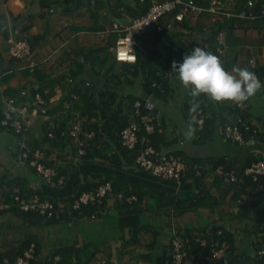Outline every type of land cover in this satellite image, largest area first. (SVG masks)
Instances as JSON below:
<instances>
[{
    "label": "crops",
    "instance_id": "obj_1",
    "mask_svg": "<svg viewBox=\"0 0 264 264\" xmlns=\"http://www.w3.org/2000/svg\"><path fill=\"white\" fill-rule=\"evenodd\" d=\"M109 2L110 0H104L102 3L92 4L87 0H49L46 4L44 0H0L2 126L7 114L17 113L14 107L25 103V97L24 100H19L22 98L21 91L31 88L32 82L36 80L34 75L21 69L22 60L9 54L8 38L25 39L30 44L34 58L40 63L37 70L42 74L50 79L63 77L54 88L56 97L53 100L64 99L67 89L72 87L69 78L75 74L79 78L83 77L84 81L90 80L89 71L91 70V75L94 72L90 65L91 59L95 60L99 54L104 56L101 50L107 49L111 44L110 38H102L97 33L113 26L115 17L113 7H108ZM50 9L54 11L51 12ZM241 52V62L247 63L250 58H254L258 68L264 67V46H242ZM252 53L255 54L249 56ZM65 75L67 78L64 79ZM97 77L103 81L102 73ZM79 78L74 79L79 81ZM138 82L141 84L139 80ZM122 86L124 93L135 92L141 95L139 98L147 96L143 86L138 83L132 87V83L125 82ZM261 92L264 94V90ZM8 97L15 99L14 107L8 104ZM152 97L154 99L153 93ZM181 97L178 96L180 103ZM156 104L161 109L160 112L165 114L166 122L174 120L169 132L170 144L165 149L182 154L185 160L187 158V170H195L194 176L191 171L185 173L187 175L181 183L156 178L137 165L128 164L116 168L112 165V160L92 157L79 161L78 157L66 153L63 146L54 149L47 161L55 168L76 165L77 169L66 177L63 184L47 183L22 160L21 149L23 145L29 146L35 139L43 138V134L38 132V125L49 117L42 115L37 118V114L30 112L28 106V112L22 116L26 124L24 135H16L6 126L5 129H0V180L3 177L8 182L14 180L15 186L27 182L25 189H31V192L28 190L26 193L16 187L11 195L28 196L37 190L46 198L69 202L75 193L76 183L86 177L96 183L109 178L117 186L123 181V185H128L129 190L136 192L133 194L137 198H142L139 199L140 202H126L129 205H125L110 194L106 200L109 214L98 220H89L84 211L74 220V214L69 209L61 214L57 212V220H41L36 216L31 218L27 214H18L7 200L8 185L0 184V254L17 252L26 240V243H35L38 249L31 264H50L52 260H59L66 250H71L68 257L81 264L91 258L93 252L91 264H103V260L108 261V264H169V222L173 210L176 213L172 221L177 224L183 236L188 229L193 228L197 232V229L212 228L215 225L231 234L236 248L226 255L224 264H244V258L248 254L254 255L250 244L262 233L255 231L256 228L264 226V191L260 192L252 186H246L240 191L237 186L244 182L232 183L226 178L221 179L207 172L205 166L213 167L216 160L227 157V163H233L234 171L239 173L251 157L264 158V143L250 140L247 144L240 145L225 139L222 125L226 122L219 123L215 133L207 141L196 140L195 132L192 138H188L186 133L190 122L182 117V112L178 114L180 120L177 115L172 119L168 116V111L162 109L160 102ZM249 109L252 120L264 126V114L253 107ZM3 131L20 138L15 148ZM215 134L218 136L217 146L211 145ZM164 147L166 146H162ZM198 170L202 172L201 175H197ZM170 199L179 201L178 209L165 204ZM161 204L166 207L161 208ZM113 223L116 225L113 226ZM207 254L206 251L201 257H207ZM151 256L152 260L147 261Z\"/></svg>",
    "mask_w": 264,
    "mask_h": 264
},
{
    "label": "trees",
    "instance_id": "obj_2",
    "mask_svg": "<svg viewBox=\"0 0 264 264\" xmlns=\"http://www.w3.org/2000/svg\"><path fill=\"white\" fill-rule=\"evenodd\" d=\"M44 1L47 4L49 0ZM87 1L89 3L91 2V0ZM246 1L247 0L239 1L238 11L247 8L245 6ZM97 2L102 3L104 2V0H95V4H97ZM134 2L135 5H131L129 0H110L108 7H113L112 13L114 17H120L121 14L125 12L135 16L138 14L145 13L151 5V0H145L143 3H141L140 0H134ZM256 2V7H264V0H256ZM168 21L172 24L173 28L180 25V27H183L184 30L187 31L183 38H178L177 34L172 37L168 35V33L170 32L166 24ZM159 24L161 26H164L162 31H158L155 28L156 24H153L144 33L145 35L148 33L151 34V38H147V45L152 46V48L148 51V55L146 58L141 52H139L138 60L134 64L133 71H126L125 69H123L125 73H119L116 70H113V66L115 64L111 65L110 67H107V63L110 60V56L104 55L100 57L95 55L96 59L94 60L92 58L90 63L92 69L94 70V72H92V75L96 77V75L101 74L100 70L104 69L105 72L102 74L103 81L96 80V78L92 79L90 77V87L84 88L85 82L83 81V77L79 78L77 75L73 74V78H79V81L84 82V86L83 82H79L77 84L78 81H76L75 86L71 87L70 90H68L69 88L67 89L66 87L67 94L64 99H60L58 101L57 99L53 100L56 97L54 88L58 82H61L63 80V77L62 79H50L37 69H35L34 71L25 69L26 73L34 75L39 81L38 83L36 81L32 82V85L37 84L38 87L37 89H32V96L29 97L30 101L32 102V105L30 106V112L36 113L37 118H40V116L42 115H47L49 117V119L40 124V126L38 125V132L42 131L43 138H41L40 140H38L39 138L35 139V141L30 143V147L27 146V148H32L33 150H35L36 148H44L47 153V156H49L50 153H53L54 149H59L61 148V146H63L64 151L67 150L66 153L70 155L73 154V157H78L76 145H74V140L69 134L70 119L76 117L75 113H77L79 115L78 118L83 121L85 132H95V136L93 138H86L85 144L87 155L80 156L78 159L79 161L92 157L103 160H112V165L116 168L128 164L139 166L136 162V159L139 154L142 143H140L136 148L131 149L123 145L120 136V132L130 123V113L132 111L134 100L139 99V97L141 96L135 92H122V84L125 85V82L132 83V87L135 83H138L140 86H143L146 95H151L153 93L156 99L158 98L159 101L161 100L163 102L168 101L175 95L180 97L182 96L180 103V111L183 114L182 117L188 120L190 122L189 124H191V126L195 129V135H197L196 140L207 141L213 135L219 123L231 122L232 119H234L237 115H241L247 121V123L252 126V128L258 127V124H253V120L251 118V111L249 109L251 108V105L246 104V101L244 102L246 106L244 108H239L236 103L230 101H226L223 103L214 102L209 100L206 96L201 95L200 97L196 98V100H198L199 102V108L196 112H192L190 109L192 107L191 102L193 98L190 96L189 90H186L185 88L184 90H181L180 82H173L174 75H176L177 73H173V75L171 76L172 78L169 76L165 77V73L166 71H172L171 64L173 60L177 62H182L185 52L197 46H200L205 51L217 55L222 61L224 68L229 72L232 71L234 67L247 68L249 70L248 63H243L240 61L238 47L249 45L264 46V15L260 16L255 20H246L236 17H225L208 12H203L199 15L196 23L193 24L190 17H186L185 20L180 23L175 20L173 14L166 16L164 15L160 17L158 19L157 25ZM219 32H224L226 34V47L224 53H221L218 50V44L216 42V34ZM166 37L171 40L169 46H165ZM175 45L177 46V49L174 50L172 49V47ZM161 47H163V49L165 50L163 51ZM256 70L257 76L259 78H262L264 76V67H257ZM65 78H67L66 75L64 76V79ZM138 80L141 82V84L138 82ZM154 80H156L162 85L164 89L163 92L152 85V82ZM73 92L78 93L79 98L77 100H72ZM36 93H40L42 95L44 104H34ZM14 95L18 96L17 94ZM19 100H24V98L22 97ZM69 102H71V112H68L69 116L66 117L64 110L66 108V103ZM199 109L202 110L205 116V121L202 129H199L197 123V112ZM160 110L161 109L157 107L154 113H157L158 115L160 113ZM230 114L231 119H228L227 115ZM3 116L4 115L2 111H0V129H5V127L1 125V120ZM165 118V114L160 120L157 118L156 130L153 134L149 136L150 144H152L158 150L161 149L162 146H166L162 148L165 149L170 144V136L168 133L169 121L166 122ZM50 132H53L55 134V138H51L49 136ZM15 134L18 135L17 133ZM243 134L245 139L247 140V143L251 140L252 136L254 140L264 143V126H261L260 131L256 132L255 134H253L251 131H246L245 129H243ZM81 137L85 138V135L82 134ZM23 150L24 148L21 149V154ZM260 159L264 158L262 156L251 157L245 163L243 168H241L240 172H236V174H238V176L240 177L241 175H243L244 170L247 166H250L253 162H256ZM22 160L29 166V168H32L37 174L40 175V177L45 182H47L43 175L38 172L36 167L30 165V158H22ZM45 162L48 166H52L50 161H47V159L45 160ZM227 162H229V159L219 158L214 162L213 166L216 167L219 165H223L227 170H234L233 163L230 164ZM56 169L58 170L59 175H64L66 179V177L69 176L73 171H75L77 167L76 165H64ZM190 171L194 176L195 170L193 172V169L186 170L185 173H189ZM185 173L183 174L182 181L185 175L188 174ZM104 181H110V179L106 178L105 180H103V182ZM13 182L14 180H10V182H8L5 177L0 180V184L8 185V188L6 189V194L7 200L10 202V206L13 207L18 214H27L28 216H31V218H35L36 216L39 217L41 220H57V212L61 214L65 209L67 210L68 208L70 210V213L74 214L73 219H78L80 217L79 215L81 212L71 209V205L74 200L73 198L75 196H79L83 191L90 190L99 184L96 183L94 180H90L86 177L84 180H79L74 187L75 193L74 195L72 194L73 198L70 199L69 202H64L65 204H67V208L61 209L58 203L62 201L49 198L51 201L56 203V206L59 208V211L53 212V215L50 218H47L42 216L35 210L24 211L18 205V202L15 201L16 195H19L22 199H26V201H29L35 193H38L43 197L45 196L37 190L33 191L32 193H29L28 196H23L22 194H16L15 196L14 194L11 195L12 191L16 187H19L21 192L24 191L27 193L28 190H30L31 192L30 188L25 189V185L27 184V182H24V184L22 185L19 183L20 185L18 186L13 185ZM242 182L244 183L238 184L239 186H237V189H239L240 191L244 190V187L246 186H252V188L257 189L260 192L264 191V175H260V178L257 181H254L252 176H244L243 180L240 183ZM123 184L124 182L122 181L120 182V186H117L114 185V183L112 182L114 193L122 192L125 195L136 193L133 189L129 190L128 185L125 186ZM107 198L108 196L104 200L103 206L105 208L107 207ZM139 199H142L141 196H139L138 200L134 202H140ZM178 202L179 201H174L173 199H170L169 201H165V204L173 205L176 207V209H178ZM121 203L129 205L127 204L128 202L126 203V201H121ZM165 204H161V208L166 207ZM94 209L95 208L93 206L83 207V211L85 213L86 218L87 214H89L90 211ZM183 210H185V208L181 211L183 212ZM175 213L176 212L172 210V216L169 224H171L172 220H174ZM108 214L109 211L107 210L106 214L103 216L105 217ZM219 230L221 229L217 225L213 226L212 228L204 227L201 229H197V232L192 228L185 231V233H183L184 236L179 231L178 227L177 232L175 234L171 233L170 231L171 249L173 238L175 236H178L183 240L185 246L189 251L188 258L191 262H188V260L185 259L180 264H224L225 258L227 256L211 259V257H209V252L207 254V257H199L198 255L199 249L202 248V240H207L208 247H210L211 244L214 242H219V244H221V242L226 241L229 245L227 254L235 251L234 249L236 248V245L233 241V238L231 237V234L222 230L221 234L219 235ZM255 231H257L258 233H262L259 234L258 239H256L252 242V244H250V249H252L254 255H250L251 253L248 254L244 258V264H264V254H258L259 250L264 249V226H258ZM187 238L189 240H187ZM31 244L35 245L37 253L38 249L36 248V244L33 242L31 243L30 241L26 243L25 240L22 243L23 247L20 248L17 252L8 251L0 254V264H3V259L6 256L11 261H15L18 256L23 254L24 250L31 246ZM70 251L71 250L64 251L59 260H52L50 264H81L75 263L70 257H68ZM171 255L169 264H176L173 261ZM142 256L145 257V255ZM93 257L94 252L91 258H89L88 260H86L87 262L85 261L82 264H91ZM147 257H149V255H147ZM32 262L33 261L31 260V263Z\"/></svg>",
    "mask_w": 264,
    "mask_h": 264
},
{
    "label": "built area",
    "instance_id": "obj_3",
    "mask_svg": "<svg viewBox=\"0 0 264 264\" xmlns=\"http://www.w3.org/2000/svg\"><path fill=\"white\" fill-rule=\"evenodd\" d=\"M144 1L145 0H140L141 3ZM239 1L240 0H152L149 9L145 13L136 16L126 12L123 13L120 18L123 16L127 17L129 19L128 24L122 23L120 18H118L114 21L112 27L101 30L97 33H99L102 38H109L112 34L122 33L123 35L118 36V38L114 40V44L111 48L115 50L116 59L118 61H121V57H123L131 59V63H133L137 61L140 50L138 37L143 35L153 24H156L155 28L158 31H162L164 26H161L160 24L157 25V23L158 19L164 15L174 14L175 20L180 23H182L186 17H190L193 24L196 23L199 15L203 12L246 20H255L264 15V7H256V0H247L245 3L247 8L238 11ZM92 2H94V0H92ZM50 11L53 12L54 10L50 9ZM166 24H170L169 30L174 33L181 32L183 33L182 36L187 33V31L184 30L183 27H180V25L173 28L169 21ZM173 32L169 33L173 34ZM169 33L168 35H170ZM216 42L218 44V50L221 53H224L226 47V34L224 32L217 33ZM8 43L9 54L13 58L23 61L21 69L34 71L40 65L39 61L34 58L30 44L25 39L16 40L10 36L8 38ZM191 51L192 49L186 51L185 54H189ZM247 63L249 70L256 73V59L250 58ZM172 75L173 72L169 71L166 72L165 77H171ZM259 79L261 84L264 85V76ZM72 82H74V79L71 77L69 78V84H72ZM90 85L91 82H85V88L90 87ZM152 85L163 92L164 89L162 85L156 80L152 82ZM35 87H37V85ZM261 90H264V88ZM20 94L22 97L26 98L24 101L25 103H23L22 106L16 105L14 107L15 99L13 97H8V104L13 106L17 113L14 115H8L2 121L4 126L12 128L17 134H22L24 132L26 124L22 116L28 112V106L32 105V102L29 100V89L22 90ZM78 98V94L72 93V100H77ZM34 104H44L43 97L40 93L35 94ZM70 105L71 102L66 103V108L64 110L66 117L69 116V113L71 112ZM236 105L239 108H244L246 106L244 102ZM155 109L156 103L153 100L152 94L134 100L132 111L130 113V123L120 132L122 143L131 149L136 148L142 143L136 159L137 164L156 178L172 179L181 183L183 174L188 169V163L184 156L162 148L158 150L150 144L149 136L155 132L157 125V114L154 113ZM75 114L76 117L70 119L69 134L74 140V145H76L77 149V156L79 158L80 156L87 155L85 144L86 138H93L95 132H85L83 121L78 118L79 115L77 113ZM197 116L198 127L199 129H202L205 116L201 109L198 110ZM253 124L256 123L253 121ZM260 127L261 126L259 125L256 128H252V126L249 125L241 115H237L231 122H226L222 125V133L225 139L243 145L247 144L243 129L255 134L260 131ZM82 134L85 135V138L81 137ZM49 136L55 138L53 132H50ZM251 140H254L253 136ZM22 148H24V150L21 154V158H30V165L36 167L38 172L43 175L48 183L63 184L65 182V176L59 175L58 170L55 167L48 166L45 162L48 156L44 148H36L33 150L32 148H27L26 145H23ZM225 159L229 158L226 157ZM205 167H207L206 170L210 174L221 179L226 178L232 183H240L244 176H252L253 180L257 181L260 178V175H264V159H260L253 162L250 166H247L243 175L240 177L234 170H227L223 165ZM201 173V171H197V175H201ZM110 194L114 195L117 200L126 201L128 203L138 200L135 194L125 195L122 192L114 193L112 182L104 181L90 190L83 191L79 196H75L73 198L74 200L71 209L82 212L84 206H93L95 209L87 214V218L89 220H98L107 212V209L103 205L105 198ZM15 201L18 202V205L24 211L35 210L47 218H50L53 215V212L59 211L55 202L38 193H35L29 201L16 195ZM58 205L61 209L67 208V204L64 202H59ZM170 225L171 233L175 234L177 232V224L172 221ZM221 231L222 230L218 231L219 235L221 234ZM201 246L202 248L198 251L199 257L207 251L209 252V257H211V259L225 257L227 255V250L229 249V245L226 241L221 242V244H219V242H214L208 247L207 240H202ZM171 253V257L176 264L182 263L185 259H187L188 262H191L188 258L189 251L183 240L178 236H175L172 240ZM258 254H264V249L259 250ZM35 256V245L31 244V246L24 250L23 254L18 256L15 261H11L9 258H4L3 264H31V260H33ZM102 263L107 264V261L103 260Z\"/></svg>",
    "mask_w": 264,
    "mask_h": 264
},
{
    "label": "clouds",
    "instance_id": "obj_4",
    "mask_svg": "<svg viewBox=\"0 0 264 264\" xmlns=\"http://www.w3.org/2000/svg\"><path fill=\"white\" fill-rule=\"evenodd\" d=\"M129 1L131 5H135L134 0H129ZM91 3L95 4V0L94 2H92L91 0ZM151 3H152V0H151ZM120 17H115V20ZM167 27L169 28L170 24L169 26L167 24ZM169 34H170L169 35L170 37L175 36V34H177L178 38L184 37L182 36L183 33L181 32H178V33L173 32V34L172 33H169ZM115 39L116 38L112 39V42L110 44V50L112 51V53L115 52V50L111 48L112 45L114 44ZM170 43H171V40L169 38L165 39V46L167 45L169 46ZM176 47L177 46L175 45L172 47V49L175 50L177 49ZM161 49L163 51L165 50L163 49V47H161ZM112 58L115 59L114 64L115 63L121 64L122 62H125L128 64H132L134 66V64L137 62L136 61V62L131 63V59H126L123 57H121V61H118L116 59V52L115 54L113 53L112 57H110V60ZM171 69L173 73H177L179 81L181 82V84L186 90H189V94L193 98L191 102L192 107L190 109L192 112H196L197 109L199 108V102L198 100H196V98L200 97L201 95L206 96L209 100L214 101V102L223 103L226 101H230L236 104H240V103H243L249 100L250 97L254 96L258 91L264 88V85L261 84V81L255 72H252L248 70L247 68H240V67H234L232 71L229 72L224 68L222 61L217 55L211 52L205 51L200 46L194 47L189 54H185L182 62H177L173 60L171 64ZM72 79L74 78L72 77ZM34 81H36L37 83L39 82L37 79ZM76 81L77 79H74V82H72V87L75 86ZM83 81H78L77 84L79 82L82 83ZM87 81L91 82L90 80H85L84 82H87ZM84 82H83V86H84ZM36 85H33L31 88H28L30 91L29 97L32 96V89L33 88L37 89L38 85L37 87H35ZM157 107L158 105L156 104V109ZM159 114L157 115L158 119H159ZM8 115H14V114H7V116ZM194 132H195V129L190 124L188 132L186 133V136L188 138H192ZM18 135H24V132ZM107 264H108V261H107Z\"/></svg>",
    "mask_w": 264,
    "mask_h": 264
},
{
    "label": "rangeland",
    "instance_id": "obj_5",
    "mask_svg": "<svg viewBox=\"0 0 264 264\" xmlns=\"http://www.w3.org/2000/svg\"><path fill=\"white\" fill-rule=\"evenodd\" d=\"M109 10V9H108ZM170 32H173V31H171L170 30ZM121 35H123L122 33H116V34H112L111 35V37H110V42H112V39H113V37L114 38H118V36H121ZM153 35V34H152ZM147 38H151V34L150 33H148V34H144V35H141V36H139V38H138V40H139V47H140V50H139V52H141L142 54H143V56L146 58L147 57V55H148V51L152 48V46H148L147 45V42H148V40H147ZM241 49H242V46H239L238 47V50H239V56H240V54L242 53L241 52ZM102 52H101V54H103V55H108V56H110V57H112V51L110 50V45H108V48L107 49H105V50H101ZM253 54H255V53H252V54H250L249 56H252ZM99 56H102V55H100L99 54ZM99 69H101V68H99ZM113 70H117V71H120V72H122V73H125V71L122 69V67H121V64L120 63H115V65L113 66ZM101 71V73L103 74L104 72H105V70L104 69H101L100 70ZM91 70L89 71V75H90V77L92 78V79H95L96 78V80H99L98 79V77H97V75H96V77L94 76V75H91ZM173 82H176V83H178V82H180L179 81V79H178V75L176 74V75H174V80H173ZM180 85H181V90H184V87H183V85L181 84V82H180ZM183 95V94H182ZM154 101H156V102H160L161 103V107H162V109H164V111L166 112V111H168V116H170V118H172V119H175V117H176V115H177V118H178V120H180V118L178 117V114H180L179 112H180V102H179V100H178V96L177 95H175L174 97H172V98H170L168 101H166V102H163V101H159L158 100V98L156 99L155 98V95H154V99H153ZM247 103L246 104H248V105H251V107H253L254 108V110L256 109L257 110V112H261V113H263L264 114V94L261 92V90L260 91H258L255 95H254V97H251V98H249V100H247L246 101ZM231 117V114L230 115H227V118L229 119ZM263 117H264V115H263ZM171 119V120H172ZM173 122H174V120H172V121H169V125H168V133L170 132V129L171 128H173L172 126H173ZM40 124H42V122H40ZM40 124H39V126H40ZM3 133L6 135V139L10 142V143H12V145H13V148H15L16 147V144L20 141V138L18 137V136H16V135H14L13 133H11V132H7V131H3ZM215 133V132H214ZM39 134H42V131H40L39 132ZM1 136V135H0ZM217 138H218V136H217V134H215L214 136H213V140H211V145H213V146H217L216 145V141H217ZM171 150V149H170ZM106 217V216H105ZM75 220V219H74ZM113 226L114 225H116V224H112ZM152 260V256L150 257V258H148L147 259V261H151Z\"/></svg>",
    "mask_w": 264,
    "mask_h": 264
},
{
    "label": "water",
    "instance_id": "obj_6",
    "mask_svg": "<svg viewBox=\"0 0 264 264\" xmlns=\"http://www.w3.org/2000/svg\"><path fill=\"white\" fill-rule=\"evenodd\" d=\"M120 21H121L122 23H125V24H128V23H129V19H128L127 17H123V18H121ZM168 26H169V24H168ZM206 37H207V36H206ZM113 53L115 54V52H113ZM114 62H115V59L112 58V59L108 62L107 67H110L111 65H113ZM121 65H122V68L125 69L126 71H133V70H134V66H133L132 64H128V63L122 62ZM252 97H253V96H252ZM250 98H251V97H250ZM162 115H163V113H160V114H159V119L162 118Z\"/></svg>",
    "mask_w": 264,
    "mask_h": 264
}]
</instances>
